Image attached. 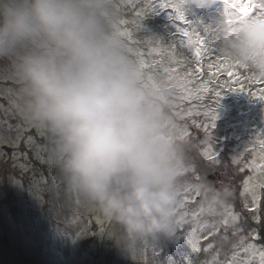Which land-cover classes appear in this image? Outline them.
<instances>
[{
    "label": "rangeland",
    "instance_id": "rangeland-1",
    "mask_svg": "<svg viewBox=\"0 0 264 264\" xmlns=\"http://www.w3.org/2000/svg\"><path fill=\"white\" fill-rule=\"evenodd\" d=\"M153 2L114 0L105 24L110 35L128 46L134 60L147 65L141 67L144 89L166 94L171 121L166 119L164 127L171 139L183 145L185 165L190 166L183 176H177V186H201L200 195L189 193L187 203L175 215L183 217L186 238L164 236L126 246L119 223L96 204L67 194L48 163L50 134L25 118L11 61L0 60V264H259V251L234 256V246L241 235L251 242L254 232L260 235L256 249L264 246V188L260 187L264 184V101L250 93L225 91L218 102L206 89L216 87L217 82L223 86L228 71H233L246 90L259 95L264 91V79L250 64L244 68L235 63L242 60L235 52L242 27L224 26L218 34L213 30L210 44L216 43L222 53L203 55L199 60L202 72L196 71V34L204 35L198 23L224 19L220 0L208 7L190 4L186 14L191 23L172 20L164 10L152 15ZM185 29L188 37L182 35ZM169 75L183 78L185 83L172 80L170 85ZM215 109L217 118L211 128ZM173 121L190 135L180 140ZM204 124L209 125L207 132L197 127ZM3 146L10 149L9 154ZM214 149L218 162L205 159V155L215 154ZM249 176L254 189L244 192ZM210 188L228 195L217 198ZM214 198L213 211L201 213V207L207 208ZM225 204L239 216L238 234L234 235L231 221L227 229L222 224ZM254 206V212L248 211ZM160 247L162 256L154 255Z\"/></svg>",
    "mask_w": 264,
    "mask_h": 264
},
{
    "label": "clouds",
    "instance_id": "clouds-1",
    "mask_svg": "<svg viewBox=\"0 0 264 264\" xmlns=\"http://www.w3.org/2000/svg\"><path fill=\"white\" fill-rule=\"evenodd\" d=\"M113 8L114 0H0V60L11 61L25 118L50 134L48 163L66 193L119 223L127 246L169 235L185 159L164 127L166 94L144 89L140 64L106 29ZM235 52L260 70L264 27L243 26Z\"/></svg>",
    "mask_w": 264,
    "mask_h": 264
},
{
    "label": "snow or ice",
    "instance_id": "snow-or-ice-1",
    "mask_svg": "<svg viewBox=\"0 0 264 264\" xmlns=\"http://www.w3.org/2000/svg\"><path fill=\"white\" fill-rule=\"evenodd\" d=\"M217 0H200L198 7H208L213 3H216ZM192 0H154L153 2V13L152 15L160 14L161 10L167 11L170 14V18L172 20H179L185 23H191V20L187 18L186 8L192 4ZM220 3L223 4V13L222 16L224 17L223 20H219L218 22L211 23V24H204L203 22L198 23L199 26H203V36H200L199 32L196 34V44L198 46L195 47V57L197 59V72H202V67L199 64L200 58L208 52L211 53H222V50L218 47V45L210 44L211 41V32L215 30L217 34L221 31L222 27L228 26L231 28L236 27H243L247 25L249 22L255 24L260 27H264V0H220ZM173 35H177L174 29H171ZM121 35L124 36L125 33L121 31ZM184 37H188L189 33L187 29L182 32ZM159 38H154L157 40ZM160 40V39H159ZM210 45V46H209ZM203 49V50H202ZM219 59V57H217ZM235 63L240 67H248V63L239 59L235 60ZM140 65L142 68L147 67V65L141 61ZM214 65H210L213 67ZM223 67V65H221ZM232 65L228 64V68H231ZM166 72L171 73L174 70L165 69ZM260 78L264 79V65L260 67L259 70ZM229 79L224 81V85L221 86L219 82H217L216 87L206 89L211 94H214L219 102V99L222 96V93L225 91L228 92H246L248 95L250 93L251 97L255 98L256 100L264 101V91L258 95L256 92H250V90H246L243 86V82L240 80L239 75L234 73L233 71H228L227 73ZM172 80H177L180 84H184L185 81L183 78L169 75L168 81L171 85ZM259 82V81H256ZM235 85H240L239 88L235 87ZM171 91V87H170ZM217 118L216 109L215 115L211 117L212 123L210 125L211 128L215 126V120ZM175 128L178 131V138L180 140L185 139L187 136L190 135V131L183 130L180 128L175 121H173ZM197 127H203L204 130L207 132L209 125H197ZM264 136V134H261ZM261 144L264 145V140L261 141ZM246 151H251V149H246ZM261 151H264V147H262ZM214 155H205V159L210 160L212 162H218L220 160L219 154L214 149ZM190 170V166H184L181 168L178 176H183L187 171ZM194 171V168L191 169ZM241 171H245V169H240ZM199 179V177H197ZM253 178L251 176L248 177L247 180L244 181V192H251L254 189V185L252 184ZM261 188H264V184L260 185ZM195 192L196 195H200L201 186L200 185H193L190 183L182 184L177 186V194H178V202L176 206V213L179 209L183 208L184 205L187 203V197L189 193ZM243 194V193H242ZM216 199L214 198L212 202L208 203L207 208L201 207L200 212L203 213L205 211L212 212L213 206L216 203ZM253 204L255 205V198L253 199ZM247 207V206H246ZM223 210L225 214V218L222 221V224L225 229H227L231 225L234 227V235L238 234L241 229L236 227V222L239 219L238 214L231 210V208L225 204L223 205ZM248 211L254 212L255 206L252 208H248ZM187 215V212L184 213V216ZM259 218H257V223H259ZM183 223V217L175 218L174 220V227L171 229L168 237H185L184 232L185 229L181 227ZM211 234V233H210ZM186 238V237H185ZM260 239V235L258 232L251 233V242L248 241L247 236H239L236 244H235V251L234 256L238 255L240 252L243 253H253L255 254L259 251V264H264V246L261 249H256L255 241ZM154 255L162 256V249L160 247V251L154 252ZM229 264H234V262L230 261ZM245 264H254V261H246Z\"/></svg>",
    "mask_w": 264,
    "mask_h": 264
},
{
    "label": "water",
    "instance_id": "water-1",
    "mask_svg": "<svg viewBox=\"0 0 264 264\" xmlns=\"http://www.w3.org/2000/svg\"><path fill=\"white\" fill-rule=\"evenodd\" d=\"M3 150H5L8 154L10 153V149L7 148L6 146H3Z\"/></svg>",
    "mask_w": 264,
    "mask_h": 264
}]
</instances>
